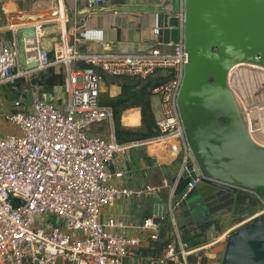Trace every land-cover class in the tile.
<instances>
[{
    "label": "built area",
    "instance_id": "1",
    "mask_svg": "<svg viewBox=\"0 0 264 264\" xmlns=\"http://www.w3.org/2000/svg\"><path fill=\"white\" fill-rule=\"evenodd\" d=\"M74 1L87 8L108 4V0ZM179 2L177 16L182 26L183 0ZM15 27L11 36H0V85L58 65H63L65 79L63 85L56 86L60 90L56 96L41 93L39 85L30 87V101L15 99L2 116L0 264H201L198 253L194 262L188 259L195 249L187 247L176 224L173 211L177 201H168L166 222L173 236L159 255H143L142 238L125 235L120 219L100 220L101 209L119 200L160 197V187L150 183L130 188L111 180L134 175L131 168L110 172L108 166L117 152L143 141L153 142L180 157L177 175L187 170L188 163L196 168L177 103L188 62L182 35L177 43L165 44L167 49L154 46L145 51L96 55L55 44L52 57L49 49L34 44V37L27 40L32 42L27 47V60H35L37 66L23 71L18 62ZM81 60L113 74L132 75L140 83L153 77V82H162L152 92L160 107L157 129L153 128L157 133L144 140L119 143L113 134L112 107L99 100L102 78L93 69L77 68L75 62ZM249 110L244 112L246 120ZM103 122L112 131L108 138L90 132ZM249 132L253 137L254 130L249 127ZM197 180L198 176L187 183L186 190ZM173 191L174 187L170 198ZM259 198L260 205L242 224L264 214V194ZM50 217L58 218V223L48 221ZM155 218L147 216L138 226L151 241L158 240L161 232L162 223Z\"/></svg>",
    "mask_w": 264,
    "mask_h": 264
},
{
    "label": "water",
    "instance_id": "2",
    "mask_svg": "<svg viewBox=\"0 0 264 264\" xmlns=\"http://www.w3.org/2000/svg\"><path fill=\"white\" fill-rule=\"evenodd\" d=\"M40 16H21L20 25L14 28L23 71L37 66L35 60H27V40L37 36L36 25L27 23ZM157 26L159 43H177L182 35L188 53L177 103L196 168L188 163L187 170L171 178L175 185L172 201L178 202L173 214L186 239L190 229L198 227L206 233L227 217L244 220L260 205L264 144L250 135L244 116L247 108H254L255 85L249 81L247 88L235 93L231 80L238 65H246L249 72L255 67L264 70V0H183L182 26L177 16L166 13L158 16ZM41 28L38 24L37 30ZM95 70L115 79L135 81L132 75L113 74L99 66ZM161 83L153 82L150 92ZM125 95L99 100L107 103ZM145 104L152 127L157 129L150 94ZM120 120L119 114L115 127ZM197 176L187 191V183ZM167 212V201L154 204L155 221L162 223L164 230L170 229ZM219 263L264 264V214L227 234Z\"/></svg>",
    "mask_w": 264,
    "mask_h": 264
},
{
    "label": "crops",
    "instance_id": "3",
    "mask_svg": "<svg viewBox=\"0 0 264 264\" xmlns=\"http://www.w3.org/2000/svg\"><path fill=\"white\" fill-rule=\"evenodd\" d=\"M179 9V0H108V4L100 8H87L74 0H0V36L11 32L12 27L19 26L18 19L21 16L40 14V18L27 21V24L36 25L37 36L34 44L49 49L52 55V46L61 43L74 52L86 55L145 51L154 46L167 49V45L158 41V16L164 13L177 16ZM38 24H42V28L37 30ZM31 46L32 42L27 43V47ZM103 81L108 82L109 93L105 94L107 83ZM40 91L51 96L60 93L57 87L52 90L40 88ZM120 93L122 92L119 84L108 79L101 80L100 99ZM130 110L138 112L137 109L123 111V116L120 114L121 126L125 129H142V123H134V116L130 118ZM90 132L99 133L106 138L112 133L105 122L93 126ZM179 165L178 155L160 144L143 141L139 146L117 152L108 166L111 173L127 168L134 170L132 177H112L111 180L116 184L135 188L143 183H150L160 187L159 198L119 200L112 207L102 208L100 212L101 221L118 218L125 224L121 229L125 235L140 236V250L145 256L161 254L166 242L173 236V229L164 230L161 224L159 239L151 241L140 233L138 226L145 217L154 216V204L168 202L170 199L172 201L170 195L174 184L171 178L177 174ZM259 192L261 195L264 189ZM242 221L227 217L219 223L218 229L207 230L203 234L207 241L191 247L192 250L195 249V253L192 252L188 256L189 261L194 262L195 254L198 253L202 257L201 264H220L225 237L241 225ZM187 232L192 234L200 231L190 229Z\"/></svg>",
    "mask_w": 264,
    "mask_h": 264
},
{
    "label": "trees",
    "instance_id": "4",
    "mask_svg": "<svg viewBox=\"0 0 264 264\" xmlns=\"http://www.w3.org/2000/svg\"><path fill=\"white\" fill-rule=\"evenodd\" d=\"M0 20V25H1ZM8 36H11L10 32H7ZM50 57H52V53H49ZM76 67L80 69H93L95 68L92 64L84 62V61H77ZM100 77L105 80L108 79L111 82L117 83L121 86V92L126 93L124 97H120L114 101H109L106 104L112 107L114 118L121 114L123 111L127 109H137L140 115V121L142 123V129H125L119 125L114 128V136L115 139L119 142H129L134 140H144L153 135L157 132L153 129L152 124L150 122V117L148 110L146 109V99L148 94L150 97L153 93L150 92V88L152 82L156 78H150L144 83H140L139 81L135 80L133 82L123 81L119 79H115L106 73L96 71ZM65 79V71L63 65L58 66H50L45 70L33 72L29 75L21 76L15 78L11 82L6 84L12 86L14 88H20L24 86L25 88L29 89L34 85H39L44 90H52L56 86H61L64 84ZM264 194V192L262 193ZM219 228V225H216V229ZM206 230V228H205ZM204 232H194L192 234H188L187 238L184 239L187 247L190 249L191 247H196L201 245L207 241L206 238L203 237Z\"/></svg>",
    "mask_w": 264,
    "mask_h": 264
},
{
    "label": "rangeland",
    "instance_id": "5",
    "mask_svg": "<svg viewBox=\"0 0 264 264\" xmlns=\"http://www.w3.org/2000/svg\"><path fill=\"white\" fill-rule=\"evenodd\" d=\"M248 68L249 67L246 65H238L234 68V74H236V77H232L231 86L235 90V93H239L240 90L248 87L249 81L250 83L254 82L255 103L254 108L249 110V118L247 121L250 129H253L254 132L258 130V132H255V137L264 142V70L255 67V69H252L251 72H249L247 70ZM103 82L105 84L107 83L105 94L109 93L108 82ZM19 97L27 102L30 101V90L28 91V89L24 86L12 89V86L8 84L0 85V123H2L3 114L7 113L11 109L13 101ZM255 106H257L256 109ZM150 107L155 120H157L160 117V107L155 94H152L150 97ZM124 113L125 112L121 113L122 116ZM128 114L130 115V118L134 116V123H141L138 112L130 110ZM1 129L5 130V127L3 126ZM47 219L50 222L58 223L59 221L58 218L56 219L50 217Z\"/></svg>",
    "mask_w": 264,
    "mask_h": 264
},
{
    "label": "bare ground",
    "instance_id": "6",
    "mask_svg": "<svg viewBox=\"0 0 264 264\" xmlns=\"http://www.w3.org/2000/svg\"><path fill=\"white\" fill-rule=\"evenodd\" d=\"M256 108H257V106H255V109H256ZM255 132H258V130L255 131ZM253 138H254L255 140H257L258 142H260V143L263 142L262 140H260V139H258V138L255 137V133L253 134Z\"/></svg>",
    "mask_w": 264,
    "mask_h": 264
},
{
    "label": "flooded vegetation",
    "instance_id": "7",
    "mask_svg": "<svg viewBox=\"0 0 264 264\" xmlns=\"http://www.w3.org/2000/svg\"><path fill=\"white\" fill-rule=\"evenodd\" d=\"M196 229H197V230H199V228H198V227H197Z\"/></svg>",
    "mask_w": 264,
    "mask_h": 264
}]
</instances>
